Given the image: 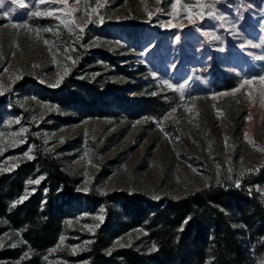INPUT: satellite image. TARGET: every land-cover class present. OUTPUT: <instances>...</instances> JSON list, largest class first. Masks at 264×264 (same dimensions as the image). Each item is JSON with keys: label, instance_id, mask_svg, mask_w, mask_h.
<instances>
[{"label": "rangeland", "instance_id": "obj_1", "mask_svg": "<svg viewBox=\"0 0 264 264\" xmlns=\"http://www.w3.org/2000/svg\"><path fill=\"white\" fill-rule=\"evenodd\" d=\"M23 3L0 7V175L37 149L59 161L77 193L157 201L264 165V0ZM71 73L116 91L119 103L104 100L102 114L82 116L36 88L54 89ZM39 181L29 179L17 200ZM71 211L38 264H86L73 258L103 224L105 209L82 203ZM146 236L129 229L107 251L151 250ZM0 250L16 254L0 264L30 256L23 229L4 219Z\"/></svg>", "mask_w": 264, "mask_h": 264}, {"label": "trees", "instance_id": "obj_2", "mask_svg": "<svg viewBox=\"0 0 264 264\" xmlns=\"http://www.w3.org/2000/svg\"><path fill=\"white\" fill-rule=\"evenodd\" d=\"M36 88L82 116L102 114L104 100L119 103L116 91L100 89L73 73L54 89ZM38 176L35 190L18 201L26 182ZM75 186L56 158L37 149L32 160L0 175V219L23 229L30 251L25 263L38 264L39 257L57 243L64 220L73 215L72 204L82 203L105 209L103 224L86 250L73 258L86 264H257L264 256V165L242 179L212 182L178 199L153 201L125 192L96 197L75 192ZM136 227L147 232L151 250L107 251L112 238ZM13 257L15 251L0 250V259Z\"/></svg>", "mask_w": 264, "mask_h": 264}, {"label": "snow or ice", "instance_id": "obj_3", "mask_svg": "<svg viewBox=\"0 0 264 264\" xmlns=\"http://www.w3.org/2000/svg\"><path fill=\"white\" fill-rule=\"evenodd\" d=\"M17 2H18V5L20 6V7H24L25 5H24V3H23V0H17ZM41 2H43V0H41ZM3 3H4V0H0V7H2L3 6ZM34 15H40V13L39 12H36V13H34ZM149 15H151V13H149ZM14 27L16 26V25H13ZM25 27H27V25H25ZM261 79H264V77H262ZM245 83H248V81H245ZM169 87H172L171 85H168ZM180 87L181 88H183L184 86L183 85H180ZM239 89H237V91H238Z\"/></svg>", "mask_w": 264, "mask_h": 264}]
</instances>
